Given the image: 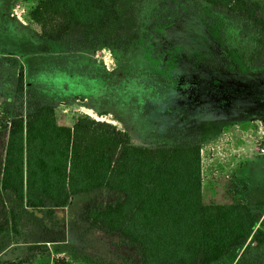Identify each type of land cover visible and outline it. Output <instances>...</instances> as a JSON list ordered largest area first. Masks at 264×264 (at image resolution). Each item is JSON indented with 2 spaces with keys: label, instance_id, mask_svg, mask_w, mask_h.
Wrapping results in <instances>:
<instances>
[{
  "label": "rangeland",
  "instance_id": "obj_1",
  "mask_svg": "<svg viewBox=\"0 0 264 264\" xmlns=\"http://www.w3.org/2000/svg\"><path fill=\"white\" fill-rule=\"evenodd\" d=\"M250 1L264 11V0ZM33 3L0 0V103L25 111L46 102L63 125L80 114L107 120L134 144L196 139L203 202L245 197L264 209V70L246 69L231 30L216 27L198 6L169 0L135 46L61 50L38 35L27 15ZM115 198L103 189L73 195L46 228L23 213L18 232L0 233V264H55L57 257L139 264L127 244L81 218ZM30 244L38 249L30 251ZM221 264H264V248L244 245Z\"/></svg>",
  "mask_w": 264,
  "mask_h": 264
},
{
  "label": "trees",
  "instance_id": "obj_2",
  "mask_svg": "<svg viewBox=\"0 0 264 264\" xmlns=\"http://www.w3.org/2000/svg\"><path fill=\"white\" fill-rule=\"evenodd\" d=\"M32 1L27 15L38 35L61 50L76 51L135 46L169 0ZM180 1L234 33L235 52L248 71L264 70L260 3ZM201 182L196 139L134 144L128 131L107 120L80 114L63 125L46 102L31 103L25 111L0 103V233L18 232L23 213L46 228L55 208L73 195L103 189L116 198L83 211L81 218L127 244L139 264H221L244 245L263 249L262 206L242 197L230 204L204 203ZM55 264L73 263L57 257Z\"/></svg>",
  "mask_w": 264,
  "mask_h": 264
},
{
  "label": "crops",
  "instance_id": "obj_3",
  "mask_svg": "<svg viewBox=\"0 0 264 264\" xmlns=\"http://www.w3.org/2000/svg\"><path fill=\"white\" fill-rule=\"evenodd\" d=\"M72 124V122L70 123V124H68V125H71ZM245 168V167H244ZM201 176H202V163H201ZM249 186V185H248ZM203 183L201 182V197L203 198ZM227 192V194L228 195H230V190H227L226 191ZM244 199L248 202V200L244 197ZM203 201V200H202ZM217 200H213L212 202H210V203H218V204H223V203H220V201H217ZM233 201L232 200H230L229 202H225V203H227V204H230V203H232ZM5 250V249H4Z\"/></svg>",
  "mask_w": 264,
  "mask_h": 264
},
{
  "label": "built area",
  "instance_id": "obj_4",
  "mask_svg": "<svg viewBox=\"0 0 264 264\" xmlns=\"http://www.w3.org/2000/svg\"><path fill=\"white\" fill-rule=\"evenodd\" d=\"M261 152H264V149L263 148H261V150H260Z\"/></svg>",
  "mask_w": 264,
  "mask_h": 264
}]
</instances>
